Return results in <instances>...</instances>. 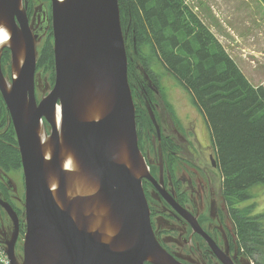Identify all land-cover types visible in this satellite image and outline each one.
Masks as SVG:
<instances>
[{
  "label": "water",
  "instance_id": "water-1",
  "mask_svg": "<svg viewBox=\"0 0 264 264\" xmlns=\"http://www.w3.org/2000/svg\"><path fill=\"white\" fill-rule=\"evenodd\" d=\"M21 7L22 0H0V27L9 30L12 49L9 80L2 67L8 42L0 46V92L25 187L21 255L16 243L23 224L0 199L14 222L3 243L11 264H175L150 223L143 188L150 171L138 144L119 0H52L55 82L40 101L38 37ZM133 48L136 53L135 40ZM141 72L149 78L144 67Z\"/></svg>",
  "mask_w": 264,
  "mask_h": 264
},
{
  "label": "flooded vegetation",
  "instance_id": "flooded-vegetation-1",
  "mask_svg": "<svg viewBox=\"0 0 264 264\" xmlns=\"http://www.w3.org/2000/svg\"><path fill=\"white\" fill-rule=\"evenodd\" d=\"M21 9L26 13L32 35L38 37L36 46L39 53L50 35L53 36L52 0H22ZM16 21L20 28L18 15ZM5 31L10 37L9 30L5 28ZM10 40L2 49V67L9 80L12 79ZM141 59L133 60L141 78L132 82V93L136 105L138 144L150 168V175L143 179V188L158 244L175 264L261 263L260 255L250 256L240 239L232 199L226 194L205 118L191 103L190 112L182 113L180 103L185 99V92L176 83H167L158 72L159 66L145 69L149 74L145 79L141 74L144 67ZM166 71L164 73L171 76ZM41 72L44 73L37 67L36 90L41 89V81L45 89L54 84L50 75L48 79H42ZM171 95L172 101L169 100ZM8 118L12 123L10 112ZM11 171L0 168V199L6 198L11 203L23 224L16 243V249L20 247L23 252L25 187L22 194ZM13 228V219L0 205L2 245L10 240ZM145 264L154 263L146 261Z\"/></svg>",
  "mask_w": 264,
  "mask_h": 264
},
{
  "label": "trees",
  "instance_id": "trees-1",
  "mask_svg": "<svg viewBox=\"0 0 264 264\" xmlns=\"http://www.w3.org/2000/svg\"><path fill=\"white\" fill-rule=\"evenodd\" d=\"M119 4L121 23L129 34L131 87L141 78L133 61L140 57L146 70L150 61H159L189 91L209 127L240 239L250 256L259 254V264H264V214L253 215L251 207L237 205L251 197V187L264 184V85L248 80L185 0H119ZM52 37L39 52L37 67L49 71L54 83ZM8 114L0 92V168L5 171L22 167Z\"/></svg>",
  "mask_w": 264,
  "mask_h": 264
},
{
  "label": "rangeland",
  "instance_id": "rangeland-1",
  "mask_svg": "<svg viewBox=\"0 0 264 264\" xmlns=\"http://www.w3.org/2000/svg\"><path fill=\"white\" fill-rule=\"evenodd\" d=\"M186 2L212 29L248 80L255 86L264 85V0H186ZM158 62L150 61L149 69L153 66L156 69V66H159L158 72L163 75L166 82L169 84L176 83L185 92V99L180 103L182 113L184 111L185 113L190 112L189 105L191 103L203 116L193 102L189 91L172 74L171 76L165 74L166 69ZM49 74L50 72L47 70L44 73L41 72V78L48 79ZM162 84L164 83L162 82ZM50 88L45 89L41 81L42 90H36L37 99L40 101ZM43 91L46 92L43 94ZM179 92H175V95ZM172 97L173 95L169 96L170 101H172ZM194 113H196L195 110ZM44 125L50 132L49 124L44 123ZM147 165L149 167L148 163ZM11 175L24 194L23 168L13 169ZM249 191L251 197L239 207H251L253 215L264 214V184L253 186ZM262 221L264 223V215ZM16 251L17 254L21 255L22 249L20 247Z\"/></svg>",
  "mask_w": 264,
  "mask_h": 264
},
{
  "label": "bare ground",
  "instance_id": "bare-ground-1",
  "mask_svg": "<svg viewBox=\"0 0 264 264\" xmlns=\"http://www.w3.org/2000/svg\"><path fill=\"white\" fill-rule=\"evenodd\" d=\"M0 37H1L0 46L9 40V35L5 31L4 28H1L0 30ZM56 122H57V126L59 127L60 122H61V108L60 107L58 108L57 113H56ZM66 167L70 168L69 164H67Z\"/></svg>",
  "mask_w": 264,
  "mask_h": 264
},
{
  "label": "built area",
  "instance_id": "built-area-1",
  "mask_svg": "<svg viewBox=\"0 0 264 264\" xmlns=\"http://www.w3.org/2000/svg\"><path fill=\"white\" fill-rule=\"evenodd\" d=\"M0 264H11L8 255L5 252V248L0 244Z\"/></svg>",
  "mask_w": 264,
  "mask_h": 264
}]
</instances>
